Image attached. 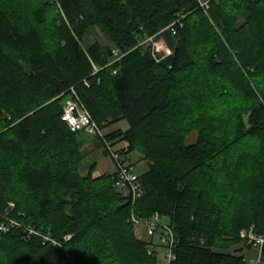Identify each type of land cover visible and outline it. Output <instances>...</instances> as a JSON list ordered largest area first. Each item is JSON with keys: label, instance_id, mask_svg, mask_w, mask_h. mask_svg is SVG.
<instances>
[{"label": "trees", "instance_id": "1", "mask_svg": "<svg viewBox=\"0 0 264 264\" xmlns=\"http://www.w3.org/2000/svg\"><path fill=\"white\" fill-rule=\"evenodd\" d=\"M206 2L0 0V212L14 203L73 264H159L132 212L174 229L172 264L243 261L226 251L243 245L240 230L264 235V0ZM94 28L106 44L86 43ZM148 37L171 53L154 57ZM113 49L122 56L110 63ZM72 87L101 129L129 128L71 131L61 114ZM90 140L141 155L142 197L118 191L113 173L93 178L95 164L80 174ZM59 253L0 231V264Z\"/></svg>", "mask_w": 264, "mask_h": 264}, {"label": "built area", "instance_id": "2", "mask_svg": "<svg viewBox=\"0 0 264 264\" xmlns=\"http://www.w3.org/2000/svg\"><path fill=\"white\" fill-rule=\"evenodd\" d=\"M201 6L207 7V2L201 1ZM171 31L172 34H175L173 28H171ZM143 43L151 44L154 57L156 56L155 53H162L163 56L171 53L169 49L164 48L161 43L154 41L152 37L146 38ZM112 54L113 57L110 63L119 60L122 56L117 49H113ZM96 72H98V69L94 68V73ZM70 90L72 96L66 100L63 106L61 114L62 121L66 122L70 130L73 132L83 131L90 135L104 136L103 129H101L94 121L88 109L75 93L73 87ZM105 146L108 151L107 155L113 163L114 170L112 173L114 187L117 189H124V195L128 196L130 200L134 202L144 194V190L139 181V175L135 173L133 167L126 162V159L120 150L112 147L110 142H106ZM14 208V203L9 202L6 209L3 212H0L1 232H8L12 229L20 228L28 237H38L42 239L44 243L48 242L53 246L59 247L61 259L60 264H73L72 259L63 245L52 239L50 235L42 234L30 225H24L14 216ZM129 221L134 226V229L140 226L144 229L147 237L156 239L155 244L148 241L150 248L148 249V252H150L151 248L154 249V246V250H156L157 246L161 250L163 264L173 263L175 260L173 248L176 243V235L174 229L166 223L158 213H154L151 217H140L132 212ZM70 237L71 236L67 235L64 237V240L68 241ZM239 238L248 253V256L244 255L243 261L239 264H264V235L257 233L254 226H250L240 230Z\"/></svg>", "mask_w": 264, "mask_h": 264}, {"label": "rangeland", "instance_id": "3", "mask_svg": "<svg viewBox=\"0 0 264 264\" xmlns=\"http://www.w3.org/2000/svg\"><path fill=\"white\" fill-rule=\"evenodd\" d=\"M201 1L205 2L206 0H201ZM94 41H99L103 44L107 43L106 39L104 38V35L97 28H94L92 30L91 34L86 39V43H92ZM128 128H129V124L127 123V121L122 120V121H119L118 123L111 124L110 126L107 127V129H103V133L105 135V134H108L107 132H110V131H114L117 129L126 130ZM195 136H196L195 133H193L191 136H189L186 139V144H189L193 140H195ZM91 141L92 140H90L89 142L91 143ZM119 143L120 142H118V143L115 142L114 144H111V145L115 149L123 151V150H121L120 146H118ZM123 156L125 157L126 162L133 167L135 173L140 174L146 168V163L141 162L142 161L141 155L138 152H134L132 155H128V156L123 155ZM89 164H96L97 168L99 170H101L102 172H111L112 170H114L113 163L110 160L109 156L104 153L103 148H101V147L97 148L94 145V143H91L89 145V149L86 150V156L82 161L81 168L84 167L85 165L88 166ZM117 190L123 191L124 189H117ZM134 230H135L137 237L147 239L146 236L142 233L140 226L136 227V229H134ZM237 248H241L242 251L240 253H243V255L248 256V253L245 250V246L242 244H237L235 246H232L229 249H227L226 251L232 253ZM148 249H150V248L148 247ZM155 251L157 252V254ZM151 253H155L158 263L163 264V260H162L163 257L161 256V250L157 246H156V250L151 248L149 254H151ZM60 261H61V259H60V253H59L48 264H60Z\"/></svg>", "mask_w": 264, "mask_h": 264}, {"label": "crops", "instance_id": "4", "mask_svg": "<svg viewBox=\"0 0 264 264\" xmlns=\"http://www.w3.org/2000/svg\"><path fill=\"white\" fill-rule=\"evenodd\" d=\"M161 46V45H160ZM162 47V46H161ZM105 129H107V128H105ZM110 132H112V131H110ZM110 132H107V133H110ZM91 143L90 142H87V143H85L84 144V148L87 150V149H89V145H90ZM118 146H120V148H121V150H126V147H127V143L126 142H120L119 144H118ZM133 153H130V154H128V155H132ZM127 155V156H128ZM141 162H144V161H141ZM82 164V163H81ZM91 164H89L88 166L87 165H85L84 167H82L81 168V165H80V174L82 175V176H84V175H86L87 174V172H88V168H89V166H90ZM113 172V170L111 171V172H102L101 170H99L98 168H97V166H96V164H95V168H94V171H93V173H92V177L93 178H97V177H99V176H101V175H103V174H105V173H109V174H111ZM139 175V174H138ZM120 192H122L123 194H124V191H122V190H120ZM141 231H142V233L145 235V231H144V229L141 227ZM146 236V235H145ZM139 238V237H138ZM146 238L147 239H143V238H139V239H141V240H143V241H145V242H148V241H151V242H153L154 244H155V242H156V239L155 238H150V237H147L146 236ZM154 249H155V246L153 247Z\"/></svg>", "mask_w": 264, "mask_h": 264}]
</instances>
